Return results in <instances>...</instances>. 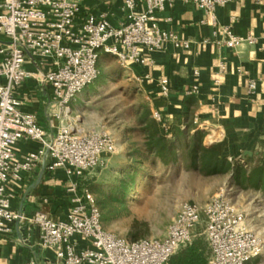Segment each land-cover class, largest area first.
Here are the masks:
<instances>
[{"label":"built area","instance_id":"2783aa9c","mask_svg":"<svg viewBox=\"0 0 264 264\" xmlns=\"http://www.w3.org/2000/svg\"><path fill=\"white\" fill-rule=\"evenodd\" d=\"M174 1L143 0V9L136 11L137 0H122L126 19L117 27L110 24L106 14L95 15L88 10L78 20V0L1 1L0 34L8 42L0 47V234L9 233L15 220L28 222L38 229L39 246L53 253L56 264H168L173 254L200 235L201 224L210 249L204 264H245L262 253L263 241L247 227L245 210L223 192L203 205L181 202L161 237L131 241L106 230L94 194L86 189L79 193L77 182L70 178H80L105 165L106 157L117 151L114 135L104 127L81 132L61 124L50 136L33 112L21 110L14 96V90L25 79L34 78L49 87L52 100L65 115L69 103L98 77L100 51L114 56L126 68L131 64L147 65L165 43L187 49L188 40L158 25L157 14ZM182 1L194 2L214 23L215 9L233 0ZM223 32L224 44L229 48L254 42L251 36H237L229 26ZM29 55L40 65L49 61V68H26L31 63ZM192 74L198 77V68ZM158 86L161 95L167 97L169 80L161 77ZM248 88L254 92L256 82L250 81ZM185 93L198 94V84L186 88ZM151 115L168 131L158 110ZM193 122L202 130L197 118ZM20 140L34 141L39 146L17 156L15 148ZM47 158L48 171L63 168L70 179V204L63 219H54L41 209L26 216L12 208V200L22 187L23 173ZM75 236L86 239L88 246L77 248Z\"/></svg>","mask_w":264,"mask_h":264},{"label":"crops","instance_id":"0c3cea01","mask_svg":"<svg viewBox=\"0 0 264 264\" xmlns=\"http://www.w3.org/2000/svg\"><path fill=\"white\" fill-rule=\"evenodd\" d=\"M79 3L78 20L87 10L95 15L106 14L114 27L126 19L122 0H80ZM135 9H143V0H137ZM157 19L161 29L176 32L189 41V47L180 49L165 43L147 65L126 67V73L149 99L150 112L158 110L169 129L178 123L181 113L187 111L203 125L205 145L218 143L230 159L264 163V0H233L219 6L215 9L214 23L194 2L175 0L157 14ZM203 19L205 22H201ZM225 26L241 38L253 37L254 42H244L235 48L225 46ZM7 42L0 34V47ZM105 56L111 55L100 51L99 59ZM29 59L31 63H27L26 68L30 70H47L50 66L49 61L40 65L39 60L30 56ZM194 68L200 72L198 77L192 74ZM161 77L169 80L167 97L159 90ZM252 80L256 82L254 92L248 88ZM194 83L198 84L199 93L186 94L185 89ZM14 96L21 110L33 112L50 136L61 124H69L81 132L96 128L77 106L78 96L69 103V111L63 115L62 108L52 100L49 87L40 85L34 78L25 79L14 90ZM193 126L197 128L194 122ZM38 146L37 142L20 140L15 148L16 155L21 156ZM47 162L48 158L32 171L23 173L22 187L12 200V208L26 216L41 209L54 219H63L70 204L69 180H75L79 186L93 170L80 178L69 179L63 168L48 171ZM38 239L36 227L24 220H15L9 233L0 234L1 264L26 261L56 264L53 253L41 248ZM74 240L77 248L88 246V241L81 236H75ZM245 264H264V253Z\"/></svg>","mask_w":264,"mask_h":264},{"label":"rangeland","instance_id":"374dc122","mask_svg":"<svg viewBox=\"0 0 264 264\" xmlns=\"http://www.w3.org/2000/svg\"><path fill=\"white\" fill-rule=\"evenodd\" d=\"M98 65V77L77 95L80 98L77 106L83 109L89 123L96 128L104 127L114 135L118 152L107 156L105 165L95 168L80 182L79 193L86 189L94 194L104 228L125 238L130 234L161 237L181 202L203 205L223 192L227 199L245 210L247 227L263 241L262 255L264 193L238 188L231 183L229 173L209 176L189 169L182 145L177 149V162L169 165L146 153L144 128L152 119L149 99L114 56L99 59ZM166 132L170 136V130ZM203 132L201 143L209 146L203 143ZM199 232L197 238L209 256L202 224Z\"/></svg>","mask_w":264,"mask_h":264},{"label":"trees","instance_id":"16d2710c","mask_svg":"<svg viewBox=\"0 0 264 264\" xmlns=\"http://www.w3.org/2000/svg\"><path fill=\"white\" fill-rule=\"evenodd\" d=\"M152 119L148 120L144 128V150L158 158L164 165L177 162V149L182 145L185 150L184 160L187 161L189 169H197L209 176L229 173L231 183L238 188L255 189L264 193V163L257 161L254 164H247L240 159L229 160L220 152L218 144L202 145L204 132L193 126V116L187 111H183L178 123L169 128L170 136L158 122ZM181 125L184 127L182 128ZM80 185L78 191L81 190ZM139 238L142 237L130 234L126 239L132 241ZM209 256L196 238L173 254L168 264H204Z\"/></svg>","mask_w":264,"mask_h":264},{"label":"bare ground","instance_id":"6f19581e","mask_svg":"<svg viewBox=\"0 0 264 264\" xmlns=\"http://www.w3.org/2000/svg\"><path fill=\"white\" fill-rule=\"evenodd\" d=\"M69 110H67L66 112H68ZM250 229H252L251 227H250ZM252 231H253V229H252ZM254 232V231H253ZM255 233V232H254ZM256 234V233H255ZM257 236H259L258 234H257Z\"/></svg>","mask_w":264,"mask_h":264},{"label":"water","instance_id":"95a60500","mask_svg":"<svg viewBox=\"0 0 264 264\" xmlns=\"http://www.w3.org/2000/svg\"><path fill=\"white\" fill-rule=\"evenodd\" d=\"M30 56V55H29ZM31 57V56H30ZM32 58V57H31ZM40 71V70H39Z\"/></svg>","mask_w":264,"mask_h":264}]
</instances>
